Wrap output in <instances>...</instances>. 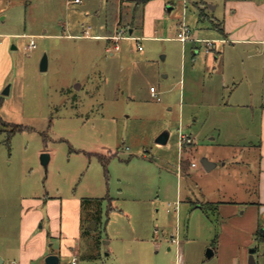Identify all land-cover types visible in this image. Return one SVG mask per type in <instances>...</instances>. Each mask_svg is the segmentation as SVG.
<instances>
[{"label": "rangeland", "instance_id": "1", "mask_svg": "<svg viewBox=\"0 0 264 264\" xmlns=\"http://www.w3.org/2000/svg\"><path fill=\"white\" fill-rule=\"evenodd\" d=\"M140 1L3 0L0 59L9 63L8 94L0 95L3 264L18 259L21 212L38 199L73 194L101 199L92 221L83 224L86 229L94 221V234L101 235L99 260L78 264H231V259L247 264L251 248L255 263L264 264V239L253 236L251 245L238 242L233 248L225 239L220 247L219 237L216 244L221 219L213 204L203 202L254 197L242 188L251 190L255 183L251 132L256 124L239 123L231 115L232 101L245 100L247 85L240 73L249 60L226 57L223 66L212 68L204 44L195 42L193 49L191 39L183 44L175 39L181 23L190 27L194 40L219 38L206 22H197L194 4L206 2L223 18L237 0H151L143 27ZM249 1L264 6V0ZM168 6L172 9L164 12ZM219 25L210 20L211 28ZM84 29L91 37H82ZM115 29L143 38L98 37ZM31 39L34 46L28 49ZM257 47L264 60V44L250 45L251 52ZM242 49L231 48V55ZM43 55L47 68L40 71ZM233 81L241 82L235 90ZM1 122L23 128L11 133ZM163 132L166 143H157ZM180 134L191 141L180 145ZM240 147H252L238 154L249 161L241 166L228 160ZM41 153L49 155L45 168ZM203 157L214 159L210 171L202 167ZM188 200L208 209L188 213ZM50 226L44 215L32 235L54 242L46 235ZM235 232L239 240L240 231ZM212 247L217 251L207 258Z\"/></svg>", "mask_w": 264, "mask_h": 264}, {"label": "crops", "instance_id": "2", "mask_svg": "<svg viewBox=\"0 0 264 264\" xmlns=\"http://www.w3.org/2000/svg\"><path fill=\"white\" fill-rule=\"evenodd\" d=\"M150 1L151 0H148L142 6V10H140V26L142 27L144 24L145 5ZM2 4L3 0H0V13ZM198 5H201L203 9L194 4L197 11V22H206L207 28L213 30L217 35H219V38H213L214 45L211 50L209 49L207 51V54H209V63L210 65H213L212 68L215 66L219 67L220 65L223 66L226 57H237L241 60L242 58H247L249 60V65L247 67H242L241 73L239 72L240 75H243V79L247 85L245 100L232 101L233 105H231V107L235 109L231 115L234 117L238 116L237 122L239 123H246V125L252 123L256 124V131L251 132L253 133V137L256 138V144L254 146L255 149L253 150L255 153V183L251 190L246 186L242 188L244 191L243 194H245L246 191H253L252 193L254 197H249L248 200L216 199L205 200L203 202L213 204L215 209L214 213H216V215L221 219L219 224L221 232L218 236H215L216 244L218 243L220 237V247H222L221 244L224 242V239L226 240V245L232 246L233 248L238 242L239 244L251 245L253 236L259 234L264 238L263 231H261L264 229V217L260 215L258 210L259 206L264 205V60L262 59L263 52L260 51L258 47L255 52H251L250 50V45L264 44V6L255 4L249 0H237L230 5L227 11L225 10L223 12V18H220L209 10L211 5H209L208 8L206 7V2H199ZM170 9H172L171 6H168L167 8L165 7L164 12H168ZM0 19H4V16H1ZM130 19L132 22L130 26H133L135 21L134 16H131ZM210 20H218L220 25L216 29H213L210 27ZM133 29V27L128 29V33L130 31L129 34H131ZM85 31H88L89 36H85ZM83 32L84 34H82V37H91L88 29H84ZM109 34L107 36H109ZM107 36L98 35L100 38H106ZM140 38L138 40H140ZM192 42L193 49H197L195 42L206 46L205 41H200L197 38L192 40ZM226 43H229L230 47H228L229 49L225 53L224 48ZM237 46L246 51L236 52L237 50H234L235 52L232 56L230 49H236ZM110 53L112 54V52ZM241 64H243V62H241ZM8 70L9 63L0 59V95H2V90L6 84L5 77ZM232 83L235 85V88L233 89L235 90L237 85L241 82L235 84L233 81ZM251 149L252 147H240L237 150L234 149V155L232 154L228 160L232 164L235 163V165L238 164L241 166V164H247L249 161H247L246 158L240 157L238 154L243 153L244 150L250 153ZM235 153H237V155H235ZM209 160L214 161L212 158H209ZM192 164L193 162L190 166L196 167V164L194 166ZM223 165H225V162H223ZM83 198L89 197L75 196V194H73L70 198H63L59 196L46 197L42 200V202L40 199L35 201V205H31V207H33L30 210H23L21 212V240L18 251V259L17 261H12L17 262V264H30L33 260H36L39 257L45 258L49 254L57 255L59 258V264L61 259L65 260L66 264H69L70 258L74 254L78 258V263L79 261L89 263H95L98 261L99 258H97L96 253L101 251V243L97 250L95 247L92 248V243L95 237H99L101 240V235L97 236L94 234L95 228L94 230H90L88 227L86 229L83 228L84 223L92 221L91 216L95 209H83L81 207V199ZM188 201V213L197 208L203 211L208 209L196 203L198 200ZM178 204L181 206L182 201L181 203L179 201ZM178 209L180 212L181 209L178 208L177 204H175V213ZM44 215L47 218L48 226L51 225L49 228L50 231L48 230L46 235L50 239L54 240V242H47V245L44 240L46 238L45 236L42 237V234H36V236L32 235V229L34 228L35 223L39 220H43ZM86 230L89 231V234H84ZM236 230L240 231L239 240L236 237L238 235L235 232ZM233 235L235 236L233 237ZM82 241L86 243L84 248L81 246ZM53 243L57 245L56 248H53ZM211 250L212 255L210 257L216 253L217 247H212ZM85 255H88V257L82 258ZM230 262L231 264H239L235 259H231L229 263ZM3 263L4 260L0 257V264Z\"/></svg>", "mask_w": 264, "mask_h": 264}, {"label": "built area", "instance_id": "3", "mask_svg": "<svg viewBox=\"0 0 264 264\" xmlns=\"http://www.w3.org/2000/svg\"><path fill=\"white\" fill-rule=\"evenodd\" d=\"M74 2H80V0H74ZM85 36H89L88 31H85ZM124 37L129 38V39H133L136 41L139 39L137 37L124 36V31L122 29H120V30L116 29V31L113 34L107 36L106 38L108 40H118V39H121ZM175 39L181 43H184L190 39L194 40L191 38V29L184 23L179 24L178 30H177L176 35H175ZM136 44H137V49L140 50L141 49L140 45H138V43H136ZM205 45H206L205 48L208 51L214 45V40L205 41ZM33 46H34V42L31 39L27 45V48L30 49ZM113 48L118 49V46L116 44H114ZM107 51H110V49L107 48ZM149 91H150L151 96H153V97L156 96L155 89L153 87H150ZM179 141H180V145H181L182 142H190L191 139L187 135L180 134L179 135ZM192 165L194 166L195 164L193 163ZM258 210H259L260 215H262L264 217V205L259 206ZM10 264H17V262L12 261ZM69 264H78V258L75 254L71 256Z\"/></svg>", "mask_w": 264, "mask_h": 264}, {"label": "water", "instance_id": "4", "mask_svg": "<svg viewBox=\"0 0 264 264\" xmlns=\"http://www.w3.org/2000/svg\"><path fill=\"white\" fill-rule=\"evenodd\" d=\"M46 68H47V59L46 56L43 55L39 63V69L40 71H45ZM8 90H9V86L7 85L2 90V95H7ZM167 139H168V133L163 132L156 138V142L160 144H164L166 143ZM48 160H49V155L47 153L40 154V163L43 165L44 168L46 167ZM200 163L206 171H210L213 167H215V163L208 160L206 157L201 158ZM94 228H95V223L93 221L88 225V229L94 230ZM261 231H263V235H264V229H262ZM254 252H255V248L249 249V254L247 256V264H256L253 257ZM211 255H212V250L208 249L206 251V257L209 258ZM44 264H59V258L57 255L49 254L44 258Z\"/></svg>", "mask_w": 264, "mask_h": 264}, {"label": "trees", "instance_id": "5", "mask_svg": "<svg viewBox=\"0 0 264 264\" xmlns=\"http://www.w3.org/2000/svg\"><path fill=\"white\" fill-rule=\"evenodd\" d=\"M148 0H141L140 1V5L143 6ZM1 124L3 126H6V127H10L11 128V133H15L19 130H21L23 128V126L21 125H15V124H9V123H4V122H1ZM100 203H101V199H98V198H83L81 199V207L83 209H92L94 208L95 210H99L100 209ZM84 234H89V231H85ZM255 239L256 240H263L264 238L257 234L255 236ZM100 245V238L99 237H95L93 239V243H92V248H96V250L98 249V246ZM88 255H85L84 257L82 258H87Z\"/></svg>", "mask_w": 264, "mask_h": 264}]
</instances>
